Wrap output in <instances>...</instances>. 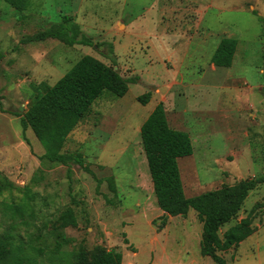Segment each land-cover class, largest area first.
<instances>
[{
    "label": "rangeland",
    "instance_id": "rangeland-1",
    "mask_svg": "<svg viewBox=\"0 0 264 264\" xmlns=\"http://www.w3.org/2000/svg\"><path fill=\"white\" fill-rule=\"evenodd\" d=\"M63 15L93 46L29 40ZM227 37L238 42L232 65L212 66ZM104 42L120 74L139 80L122 97L103 91L68 135L63 152H81L91 174L40 158L44 148L16 114L81 56L110 64ZM170 56H184L182 67ZM147 91L143 105L136 96ZM158 100L169 126L192 143V154L177 159L186 197L263 174L264 0H30L22 11L0 0V237L10 242L0 264H77L79 251L95 248L120 252L121 264H215L199 252L194 210L173 216L168 230L156 215L136 127ZM68 208L76 226L60 220ZM247 215L254 232L222 253L228 264H264V183L219 235Z\"/></svg>",
    "mask_w": 264,
    "mask_h": 264
},
{
    "label": "trees",
    "instance_id": "trees-1",
    "mask_svg": "<svg viewBox=\"0 0 264 264\" xmlns=\"http://www.w3.org/2000/svg\"><path fill=\"white\" fill-rule=\"evenodd\" d=\"M3 1L17 11L25 10L29 3V0ZM259 19L263 21L260 16ZM77 25L71 16L63 15L55 27L37 33L29 40L52 38L68 46L75 44L93 46V42L80 32ZM103 44L107 47V52L101 54L109 59L110 64L89 54L81 56L54 84L46 86L22 114H16L19 116L22 130H31L44 148L40 158L62 165L72 161L91 174L93 172L81 152H63L68 135L88 115L92 102L103 91L121 97L127 92L129 83L134 84L139 80L136 75L126 78L119 70H114L116 60L112 54V45L105 42ZM95 46L99 47V44ZM236 46V39L221 38L211 57V64L215 67H230ZM150 96V92L147 91L136 99L144 105ZM164 114V105L158 102L139 128L155 203L162 211L159 217L162 226L166 224L168 216H182L190 209L194 210L202 224L200 253L210 257L215 264H228L222 253L230 248H236L254 232L251 226L252 219L248 215L241 218L229 226L221 236L219 229L236 217L249 192L264 183V173L233 184H222L219 189L186 197L177 159L192 154V143L187 132L173 129L168 125ZM69 172L70 169L67 168L68 178ZM8 209L13 214L22 212L13 205H8ZM60 220L72 226L77 224L70 208L61 214ZM151 223L154 225L153 220ZM9 251V240L7 237H0V261ZM78 257L77 264H121L122 261V254L113 249L95 248L91 252L81 250Z\"/></svg>",
    "mask_w": 264,
    "mask_h": 264
},
{
    "label": "crops",
    "instance_id": "crops-1",
    "mask_svg": "<svg viewBox=\"0 0 264 264\" xmlns=\"http://www.w3.org/2000/svg\"><path fill=\"white\" fill-rule=\"evenodd\" d=\"M30 1V0H29ZM29 4V3H28ZM237 46H238V42H237ZM237 46H236V49H237ZM236 52V51H235ZM234 56H235V54H234ZM184 56H179V57H168L167 58V61H169L173 66H175V67H182V65H183V63H184ZM234 59V58H233ZM167 61H165V62H167ZM212 65V64H211ZM212 66H214V65H212ZM124 77V76H123ZM129 89V88H128ZM127 92H128V90H127ZM126 92V93H127ZM150 92V91H149ZM125 93V94H126ZM124 94V95H125ZM151 94V93H150ZM123 95V96H124ZM100 97V96H99ZM98 97V98H99ZM122 97V96H121ZM136 98H137V96H136ZM96 100V99H95ZM94 100V101H95ZM93 101V102H94ZM150 101V100H149ZM159 102H162V100H158ZM93 102H92V104H93ZM158 103V102H157ZM163 103V102H162ZM92 104H91V106H90V110H91V107H92ZM146 105V104H145ZM155 107V106H154ZM153 107V108H154ZM153 108L152 109H150L146 114H144L143 115V120L142 121H140L139 123H137V127H136V129H138V127L140 128V126H141V124H142V122L147 118V115L153 110ZM180 107H178L177 108V110H176V112H175V114H174V117L173 118H177V122H178V125H180V120H181V117L182 118H184L181 114H182V112H185L183 109H179ZM180 112H181V114H180ZM165 116H166V113L164 114ZM238 115V112H236L231 118H234V119H238V118H236V116ZM166 119H167V122L169 121L168 120V117L166 116ZM169 125V124H168ZM171 128H173V129H176V130H180V131H184L185 132V129H181V128H177L176 126H174V127H171ZM140 141H141V139H140ZM162 214V211L160 210L156 215H161ZM173 219V217L172 216H168V219H167V222H166V225H165V230H168V228H169V223H170V221ZM253 234V233H252ZM251 234V235H252ZM251 235H249L248 237H250ZM247 237V238H248ZM246 239V238H245ZM244 239V240H245ZM243 241V240H242ZM241 241V242H242ZM200 242V241H199ZM240 242V243H241ZM240 243L238 244V246L237 247H239V245H240ZM236 247V248H237ZM236 248H234V249H236ZM199 252H200V248H199ZM201 254V253H200ZM224 254V253H223ZM222 254V255H223ZM202 255V254H201ZM202 256H204V255H202ZM204 257H208V256H204ZM210 258V257H209ZM225 258V257H224ZM211 259V258H210ZM212 260V259H211ZM213 261V260H212ZM215 263V262H214Z\"/></svg>",
    "mask_w": 264,
    "mask_h": 264
},
{
    "label": "water",
    "instance_id": "water-1",
    "mask_svg": "<svg viewBox=\"0 0 264 264\" xmlns=\"http://www.w3.org/2000/svg\"><path fill=\"white\" fill-rule=\"evenodd\" d=\"M113 69H114V70H118L117 66H114Z\"/></svg>",
    "mask_w": 264,
    "mask_h": 264
}]
</instances>
